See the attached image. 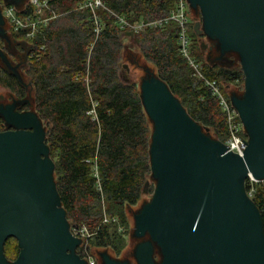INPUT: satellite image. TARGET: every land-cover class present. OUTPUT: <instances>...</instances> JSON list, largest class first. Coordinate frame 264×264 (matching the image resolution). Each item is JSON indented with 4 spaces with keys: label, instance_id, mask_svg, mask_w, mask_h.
Listing matches in <instances>:
<instances>
[{
    "label": "water",
    "instance_id": "water-1",
    "mask_svg": "<svg viewBox=\"0 0 264 264\" xmlns=\"http://www.w3.org/2000/svg\"><path fill=\"white\" fill-rule=\"evenodd\" d=\"M188 2L201 10L196 34L216 40L222 54L240 56L245 92L231 100L249 138L243 156L231 152L165 81L156 75L141 81L157 185L134 215L136 236H149L137 244L135 257L138 264H157V246L160 264H264L261 215L245 189L247 176L264 179V0ZM9 116L15 129L0 131V264H87L76 252L80 240L70 233L54 184L42 119L37 112ZM9 237L20 246L14 261L4 255ZM104 261L128 264L107 255Z\"/></svg>",
    "mask_w": 264,
    "mask_h": 264
},
{
    "label": "trees",
    "instance_id": "trees-1",
    "mask_svg": "<svg viewBox=\"0 0 264 264\" xmlns=\"http://www.w3.org/2000/svg\"><path fill=\"white\" fill-rule=\"evenodd\" d=\"M85 1L50 0L58 17L33 38L27 74L55 162L54 184L69 223L97 230L90 244L120 252L125 246L126 230L119 231L116 222L101 224L102 203L107 204L108 215L117 217L126 229L124 208L138 203L152 173L149 152L153 133L139 85L124 81L119 71L124 38L130 36L139 46L156 67L157 76L194 120L204 128H213L222 142L229 133L216 95L204 80L195 79L179 51L176 22L148 26L135 33L122 29L110 12L130 22L157 20L166 17L177 0H102L107 9L98 10L103 23L99 34L94 31L90 9L81 8ZM188 31L192 54L199 61L195 53L199 35L192 22ZM16 35L24 37L22 32ZM204 73L214 80L225 75L224 70L209 66ZM242 75V71L236 72V77ZM0 85L10 87L18 96L27 95L18 78L1 66ZM251 188L264 231V180L250 184L246 178V191ZM19 252L17 238L9 237L4 255L14 261Z\"/></svg>",
    "mask_w": 264,
    "mask_h": 264
},
{
    "label": "rangeland",
    "instance_id": "rangeland-1",
    "mask_svg": "<svg viewBox=\"0 0 264 264\" xmlns=\"http://www.w3.org/2000/svg\"><path fill=\"white\" fill-rule=\"evenodd\" d=\"M29 4V0H2V7L12 5L16 10H21L27 7ZM187 13L189 14L190 21L193 25L196 21H202L201 10L198 7H192L188 2L186 7ZM6 18V17H5ZM7 19V18H6ZM16 32V31H15ZM13 30L10 22H7V35L8 40H4L6 47L4 48V53L8 56L9 60L14 64L20 63L22 66L20 67L19 74L22 75V80L25 84H30V77L27 74V69L29 67L28 64V53L34 43L31 39H27L25 36H17ZM190 36V34H189ZM190 47L192 50L193 41L190 36ZM196 48L195 53L198 54L199 62L201 64V72L205 75L204 69L206 66L214 67L216 70H229L230 73H226L223 77H218L215 79L217 83L222 88L223 92L231 97L233 95H243L245 92V83L243 75L241 77H234L231 71H241V62L240 56L237 52L228 51V53L222 54L218 43L216 40L211 39L210 37L199 35L196 40ZM202 43H204L205 48H202ZM195 57L194 54H191ZM196 58V57H195ZM197 59V58H196ZM121 69V77L124 81L135 82L137 85H140L141 81L145 77H150L153 75L157 76V69L153 63L148 61L143 53L141 52L139 46L132 43V38L130 36H126L124 38V49L122 52V58L120 61ZM0 65L6 67L3 61L0 58ZM193 71L195 79L202 80L195 70L190 66ZM206 76V75H205ZM208 79H212L206 76ZM214 80V79H213ZM214 80V81H215ZM33 87L30 84V87L27 89V98L31 101L30 108L33 112H37L34 103L33 96ZM0 94L4 95L7 100H11L13 95L6 89L0 88ZM44 124V122H43ZM45 126V124H44ZM153 129V128H152ZM210 134L212 138L220 140L221 136L216 134L213 128H210ZM147 180L149 182L148 186L142 192L141 198L135 205H126L124 208V216L126 218L127 228H124V224H121L118 220V225L122 227L121 231L126 230V242L125 246L122 248V251L117 252L112 247H100L90 244L88 242L86 246L85 252H87L88 256L95 259V264H105L104 255L109 256L112 259H116L119 261H128L130 264H138L137 259L135 257V250L137 244L144 240L143 238L137 237L136 232V222H135V214L142 208V206L149 202L154 194V190L157 185V179L151 173L148 175ZM103 204V212H107L108 206L105 202ZM72 221L73 218L71 219ZM119 228V227H118ZM85 249V248H84ZM156 261L159 262L161 259L160 250H156L155 255Z\"/></svg>",
    "mask_w": 264,
    "mask_h": 264
},
{
    "label": "built area",
    "instance_id": "built-area-1",
    "mask_svg": "<svg viewBox=\"0 0 264 264\" xmlns=\"http://www.w3.org/2000/svg\"><path fill=\"white\" fill-rule=\"evenodd\" d=\"M102 0H88L85 1L81 8H89L92 13V18L95 25L96 34H99L102 30L103 23L100 19V15L98 10L101 8H106ZM188 0H177L175 6L169 12L166 17L150 20V21H137L130 22L125 16L115 14L112 12V15L115 17L116 22L122 29L129 28L133 30L135 33H139L144 30V28L148 26H157L168 23L169 21L176 22L178 26L177 35L179 42V51L181 55L187 60L189 65L195 70L197 75L204 80L205 85L212 92V94L219 100V104L221 106L224 115H225V123L228 130V139L224 142L227 148L230 149L231 152L236 153L238 155L243 156L244 151L247 147L248 133L245 129V126L239 116V113L234 106L231 97L227 96L217 81L213 79H208L201 72V64L200 62L193 56L191 45H190V36L188 31V24L190 21L189 14L187 13ZM50 0H29V4L27 7L16 10L14 6L9 5L5 7L4 16L7 18L14 28L16 32H22L27 39L33 40V38L45 29L51 21L58 17L57 12L51 8ZM107 9V8H106ZM95 175L98 178L99 189L101 190V183L99 178L98 170L95 168ZM247 180L250 184L258 183L263 180H258L252 177V175L247 176ZM253 192V188L247 191L248 195L251 197ZM110 222H118L117 217H111L107 212H103L101 224H108ZM70 225V233L73 237L80 240V247L76 249V252L80 255L81 258L87 261V264H95L96 261L92 257L88 256L86 250V246L89 240L96 234L97 230H91L87 225ZM122 230V227L119 226V231ZM85 248V249H84Z\"/></svg>",
    "mask_w": 264,
    "mask_h": 264
},
{
    "label": "flooded vegetation",
    "instance_id": "flooded-vegetation-1",
    "mask_svg": "<svg viewBox=\"0 0 264 264\" xmlns=\"http://www.w3.org/2000/svg\"><path fill=\"white\" fill-rule=\"evenodd\" d=\"M2 0H0V12L2 15V19H3V23H0V50L4 53V48L6 47L4 40H8V35L7 33V22H9L8 20H6L5 16H4V9L2 7ZM14 30V28H13ZM15 32V30H14ZM16 33V32H15ZM10 41V40H8ZM5 58H3L0 55L1 60L3 61V63L6 65H0L1 67H3L5 70H7L9 73L14 74L22 87H24L26 90L30 87V84H25L22 80V75L19 74V69L22 66L20 63L14 65L8 58V56L4 53ZM230 73L229 70H224V73ZM234 71H231V73L233 74V76H236L235 73H233ZM0 88H4L6 90H8L13 97L11 98V100H7V98L0 94V131H8V130H14L15 127L14 125L10 124L7 122V119L5 117V114L7 113L9 117H11V115L14 117L15 115L18 114H24L27 112H33L30 108L31 105V101L27 98V95L24 97L18 96L17 93L15 91H13L12 89H10V87H7L5 85H0ZM5 114H4V113ZM146 238L144 240L149 239V236H145ZM159 248L156 246L155 247V251H154V259H155V255H156V250H158ZM160 250V249H159ZM161 254V252H160ZM127 261V260H126ZM156 261V259H155ZM162 261V254H161V259L158 261H156L157 264H160V262ZM128 262V261H127ZM128 264H130L128 262Z\"/></svg>",
    "mask_w": 264,
    "mask_h": 264
}]
</instances>
